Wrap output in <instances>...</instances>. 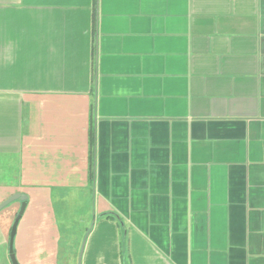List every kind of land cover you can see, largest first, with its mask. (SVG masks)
I'll list each match as a JSON object with an SVG mask.
<instances>
[{"label":"crops","instance_id":"1","mask_svg":"<svg viewBox=\"0 0 264 264\" xmlns=\"http://www.w3.org/2000/svg\"><path fill=\"white\" fill-rule=\"evenodd\" d=\"M15 193L18 264H264V0H0Z\"/></svg>","mask_w":264,"mask_h":264},{"label":"water","instance_id":"2","mask_svg":"<svg viewBox=\"0 0 264 264\" xmlns=\"http://www.w3.org/2000/svg\"><path fill=\"white\" fill-rule=\"evenodd\" d=\"M16 199H19L21 201V207H20V210L18 212V215L16 216V218H15L13 224H12L11 231H10L9 255H10V259H11L12 264H18V262L14 258L13 252H12V239H13V236H14V233H15L17 220H18L20 214L22 213V211H23V209L25 207V204H26V195L21 194V193H15V194L7 197L6 199H4L2 202H0V210H1L3 207H5L10 202H12V201H14Z\"/></svg>","mask_w":264,"mask_h":264},{"label":"rangeland","instance_id":"3","mask_svg":"<svg viewBox=\"0 0 264 264\" xmlns=\"http://www.w3.org/2000/svg\"><path fill=\"white\" fill-rule=\"evenodd\" d=\"M76 234L78 235L79 233H77V232L74 233V232H73V233H72V237H75ZM83 238H84V236H83ZM0 258H1V257H0ZM0 260H1V259H0ZM8 261H9L8 263L11 264V262H10V258H8ZM0 262H1V261H0Z\"/></svg>","mask_w":264,"mask_h":264}]
</instances>
